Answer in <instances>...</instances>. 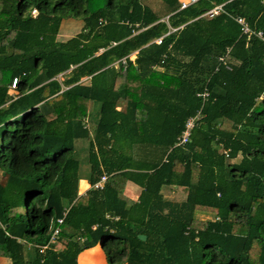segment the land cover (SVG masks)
Segmentation results:
<instances>
[{
  "label": "trees",
  "instance_id": "16d2710c",
  "mask_svg": "<svg viewBox=\"0 0 264 264\" xmlns=\"http://www.w3.org/2000/svg\"><path fill=\"white\" fill-rule=\"evenodd\" d=\"M103 1L0 0V259L264 264V0Z\"/></svg>",
  "mask_w": 264,
  "mask_h": 264
},
{
  "label": "built area",
  "instance_id": "2783aa9c",
  "mask_svg": "<svg viewBox=\"0 0 264 264\" xmlns=\"http://www.w3.org/2000/svg\"><path fill=\"white\" fill-rule=\"evenodd\" d=\"M200 1H202V0H181V10L187 9V8L199 3ZM222 12H224L223 5H219V6H215L213 9L209 10L205 14V16L214 17L215 15H218V14H220ZM33 14L34 15L37 14V11L34 10ZM236 21L240 25H242L243 34L249 35V36H256V37H258V38H260L262 40L264 39L263 32L252 29L244 18L238 17V18H236ZM172 31H175V30H172ZM162 41H163V37H160V38H157L154 42L156 44H162ZM103 51H104V49H100L99 53H102ZM229 53H230V50H229V52H228L226 57H222L220 59L222 66H224V67H226L228 69H230ZM125 62L126 61H124V63ZM19 81H20L19 77L14 78L13 83L11 85V88L13 90H15L17 88ZM199 97H201L203 99V102H207L209 100V98H210V93H209V91L207 89H205L202 93L199 94ZM203 117L204 116H203L202 112L200 111V112H198L196 114V116L190 118L187 121L186 128L183 131L182 136L180 137V143L176 144L177 146L180 145V144H185V143L189 142L192 129L194 128L195 124L197 122H199L200 119H202ZM107 179H108L107 175H103L101 177V180L94 185V188L102 190L104 188V186H105V183H106ZM58 222H59V224H62L63 223V219H59ZM59 231H60L59 228L56 229L54 236L55 235L57 236L59 234Z\"/></svg>",
  "mask_w": 264,
  "mask_h": 264
},
{
  "label": "rangeland",
  "instance_id": "374dc122",
  "mask_svg": "<svg viewBox=\"0 0 264 264\" xmlns=\"http://www.w3.org/2000/svg\"><path fill=\"white\" fill-rule=\"evenodd\" d=\"M103 2H104L103 0H99L98 5L104 4ZM80 23H81L80 21H75V20H72L70 18L64 20L62 25H63V28H64L65 31H63V34H61V36L59 38L62 39V40H67L70 36H72L76 31H78L80 29V27H81V24ZM67 78H68V73L66 75H64V74L63 75H60L57 79L60 82H63ZM84 80L85 79H83V81ZM10 94H13V93H10ZM14 94H16V93H14ZM82 145L85 146V147H87L88 144H87V142H85L83 144H80V146H82ZM81 154L83 155L84 153H81ZM80 157L83 158L85 156H81L80 155ZM86 165L87 164H83V167H82V174H83V176H82L81 182H80V192H81V194L84 193V192H86L91 187V185L89 183V180H88L89 179V177H88V171L85 169V166ZM197 177H198V175L195 174L194 182H196ZM166 194H167V197H169V195H168L169 193L166 192ZM170 198H173V197L170 196ZM197 218L204 219V220H212L213 219V216H211V215H205V214H197ZM99 249L102 250L101 251L102 253L104 252L103 249L101 248V246H99ZM87 255H89V253ZM98 259H99V257H97L95 260H98ZM82 261H84V260H82ZM0 264H8V261L5 260V259H0ZM85 264H87V263H85Z\"/></svg>",
  "mask_w": 264,
  "mask_h": 264
},
{
  "label": "crops",
  "instance_id": "0c3cea01",
  "mask_svg": "<svg viewBox=\"0 0 264 264\" xmlns=\"http://www.w3.org/2000/svg\"><path fill=\"white\" fill-rule=\"evenodd\" d=\"M10 93H13L11 95H15L14 94L15 91H13V90H10ZM101 251L102 250H100L99 246H98L94 249L87 250V251L81 253L79 255V258H78L79 264H83L82 260H84V263H87V264H107L105 254H104V252L102 253ZM88 253H89V255H87ZM97 257H99V259L95 260Z\"/></svg>",
  "mask_w": 264,
  "mask_h": 264
},
{
  "label": "water",
  "instance_id": "95a60500",
  "mask_svg": "<svg viewBox=\"0 0 264 264\" xmlns=\"http://www.w3.org/2000/svg\"><path fill=\"white\" fill-rule=\"evenodd\" d=\"M140 239H142V240H146V236L141 235V236H140Z\"/></svg>",
  "mask_w": 264,
  "mask_h": 264
}]
</instances>
